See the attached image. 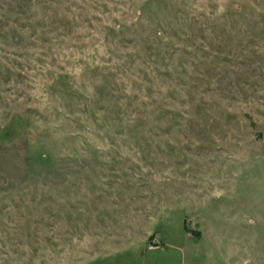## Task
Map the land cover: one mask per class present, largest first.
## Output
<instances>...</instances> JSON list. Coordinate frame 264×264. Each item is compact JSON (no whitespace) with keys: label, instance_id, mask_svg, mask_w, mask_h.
Listing matches in <instances>:
<instances>
[{"label":"rangeland","instance_id":"rangeland-1","mask_svg":"<svg viewBox=\"0 0 264 264\" xmlns=\"http://www.w3.org/2000/svg\"><path fill=\"white\" fill-rule=\"evenodd\" d=\"M0 264H264V0H0Z\"/></svg>","mask_w":264,"mask_h":264}]
</instances>
